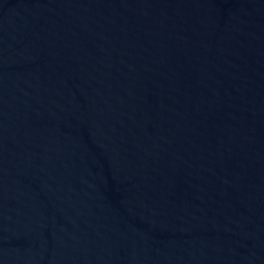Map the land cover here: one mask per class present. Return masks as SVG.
<instances>
[{
	"label": "water",
	"instance_id": "obj_1",
	"mask_svg": "<svg viewBox=\"0 0 264 264\" xmlns=\"http://www.w3.org/2000/svg\"><path fill=\"white\" fill-rule=\"evenodd\" d=\"M0 264H264V0H0Z\"/></svg>",
	"mask_w": 264,
	"mask_h": 264
}]
</instances>
